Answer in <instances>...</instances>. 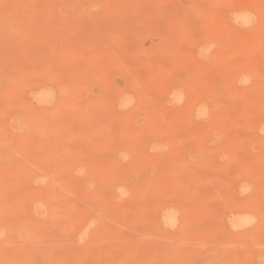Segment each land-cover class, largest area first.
<instances>
[{
  "label": "rangeland",
  "instance_id": "obj_1",
  "mask_svg": "<svg viewBox=\"0 0 264 264\" xmlns=\"http://www.w3.org/2000/svg\"><path fill=\"white\" fill-rule=\"evenodd\" d=\"M0 264H264V0H0Z\"/></svg>",
  "mask_w": 264,
  "mask_h": 264
}]
</instances>
